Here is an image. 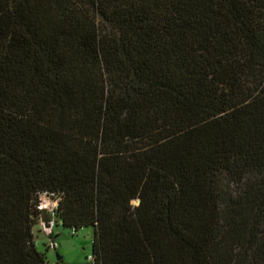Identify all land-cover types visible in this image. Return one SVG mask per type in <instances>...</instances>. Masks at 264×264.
Masks as SVG:
<instances>
[{"label":"trees","instance_id":"1","mask_svg":"<svg viewBox=\"0 0 264 264\" xmlns=\"http://www.w3.org/2000/svg\"><path fill=\"white\" fill-rule=\"evenodd\" d=\"M42 194L87 264H264V0H0V264Z\"/></svg>","mask_w":264,"mask_h":264},{"label":"rangeland","instance_id":"2","mask_svg":"<svg viewBox=\"0 0 264 264\" xmlns=\"http://www.w3.org/2000/svg\"><path fill=\"white\" fill-rule=\"evenodd\" d=\"M40 200L44 203V210L48 212L43 215L50 218L48 222H52L51 219L57 218L55 210L59 205V198L54 195L42 194ZM48 222L45 218H41L34 229L40 251H46L49 260L53 264L89 263L93 255L94 228L87 227L74 232L73 229L64 227L57 220L53 222L52 228L48 226ZM52 229L53 237L51 238L46 233H49Z\"/></svg>","mask_w":264,"mask_h":264},{"label":"crops","instance_id":"3","mask_svg":"<svg viewBox=\"0 0 264 264\" xmlns=\"http://www.w3.org/2000/svg\"><path fill=\"white\" fill-rule=\"evenodd\" d=\"M56 220H57L56 218H55V219H53V220L51 219V221H52V222H51V223H52V225H54V223H53V222H54V221H56ZM53 229H54V228H53ZM53 229H52V230H51L49 233H46V235H49V236H51V238H52V237H53ZM53 240H54V239H53Z\"/></svg>","mask_w":264,"mask_h":264},{"label":"built area","instance_id":"4","mask_svg":"<svg viewBox=\"0 0 264 264\" xmlns=\"http://www.w3.org/2000/svg\"><path fill=\"white\" fill-rule=\"evenodd\" d=\"M44 203L42 202V204H41V206H40V208L43 210L44 209V205H43ZM48 226L50 227V228H52L53 227V225H52V223L50 222V223H48ZM90 260L91 261H93V257L91 256V258H90Z\"/></svg>","mask_w":264,"mask_h":264}]
</instances>
